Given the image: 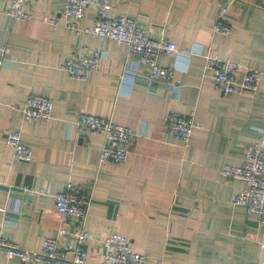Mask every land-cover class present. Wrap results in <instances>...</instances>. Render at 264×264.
<instances>
[{
	"label": "crops",
	"instance_id": "obj_1",
	"mask_svg": "<svg viewBox=\"0 0 264 264\" xmlns=\"http://www.w3.org/2000/svg\"><path fill=\"white\" fill-rule=\"evenodd\" d=\"M6 4L0 0V44L7 45L0 62V233L32 251L58 237L67 250L78 225L57 213L54 195L74 181L91 196L88 264H101L112 232L127 235L146 264H263L264 226L234 202L245 184L222 168L241 165L252 143L264 141V0H111L112 14L134 17L151 38L176 44L159 58L174 71L171 86L151 82L149 66L129 57L124 44L83 31L97 21L96 7L72 28L61 16L66 0H28L33 18L17 22ZM222 5L228 35L213 31ZM47 14L58 25L45 23ZM95 50L99 68L87 79L61 69L67 58ZM210 52L261 71L259 88L218 91L205 75ZM33 94L53 101L50 120L23 117L20 107ZM173 109L196 123L188 146L164 130ZM81 113L136 131L125 161H100L104 137L81 133ZM14 129L31 148V162L16 159L6 143ZM0 264L41 263L0 252Z\"/></svg>",
	"mask_w": 264,
	"mask_h": 264
},
{
	"label": "built area",
	"instance_id": "obj_2",
	"mask_svg": "<svg viewBox=\"0 0 264 264\" xmlns=\"http://www.w3.org/2000/svg\"><path fill=\"white\" fill-rule=\"evenodd\" d=\"M28 0H6V12L14 22L33 18L31 12L25 9ZM96 7L98 19L91 27L83 31L100 39H109L127 47L128 56L138 59L140 63L150 68L151 82L173 84L174 71L159 63L162 55H168L178 50L176 44L166 37L151 38L147 28L137 19L128 15L111 13V0H66L62 20L68 26L76 28L85 16L86 9ZM228 7L222 5L215 20L214 33L228 35L232 26L226 21ZM43 21L56 26L59 21L50 15H45ZM7 55V45L0 44V62ZM101 51L95 50L88 56L69 57L60 65L71 77L85 80L89 73L98 70ZM205 75H210L215 88L224 94L256 91L263 77L257 69L244 67L233 57L222 58L210 52L206 55ZM53 101L41 94L28 97L20 107L26 119L50 120L53 116ZM81 133H101L104 142L101 149L102 163H121L129 155L133 139L137 135L132 128L116 123L112 118L100 117L94 114L81 113L77 120ZM196 123L176 110H171L165 118L164 130L175 139L189 145ZM5 141L14 149L18 160L31 162L34 157L31 148L22 141L20 129L10 130ZM222 174L226 177L241 179L245 187L234 197V202L244 205L250 213H256L264 226V141L252 143L241 165H225ZM55 209L62 217L73 219L78 225L73 233L74 243L66 250L58 237H47L40 251L22 248L14 241L0 233V252L8 258L17 257L24 262L41 264H88L89 251L85 248L91 235L84 229L91 196L89 191L74 181H69L63 191L54 195ZM0 210H6L0 207ZM66 229H61L60 235H66ZM104 251L100 254L101 264H146V257L135 251L131 239L124 234L112 232L103 239ZM264 264V263H263Z\"/></svg>",
	"mask_w": 264,
	"mask_h": 264
}]
</instances>
